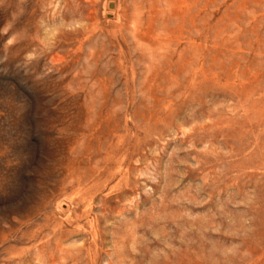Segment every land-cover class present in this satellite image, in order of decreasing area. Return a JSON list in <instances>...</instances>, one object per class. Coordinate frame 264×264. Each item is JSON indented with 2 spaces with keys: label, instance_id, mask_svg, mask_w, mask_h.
<instances>
[{
  "label": "rangeland",
  "instance_id": "rangeland-1",
  "mask_svg": "<svg viewBox=\"0 0 264 264\" xmlns=\"http://www.w3.org/2000/svg\"><path fill=\"white\" fill-rule=\"evenodd\" d=\"M0 264H264V0H0Z\"/></svg>",
  "mask_w": 264,
  "mask_h": 264
}]
</instances>
